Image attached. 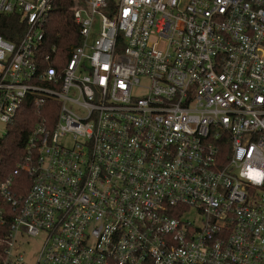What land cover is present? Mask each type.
<instances>
[{
  "label": "built area",
  "instance_id": "obj_1",
  "mask_svg": "<svg viewBox=\"0 0 264 264\" xmlns=\"http://www.w3.org/2000/svg\"><path fill=\"white\" fill-rule=\"evenodd\" d=\"M55 1L0 0L4 135L35 119L0 157V264H264V0H84L68 59Z\"/></svg>",
  "mask_w": 264,
  "mask_h": 264
},
{
  "label": "trees",
  "instance_id": "obj_2",
  "mask_svg": "<svg viewBox=\"0 0 264 264\" xmlns=\"http://www.w3.org/2000/svg\"><path fill=\"white\" fill-rule=\"evenodd\" d=\"M84 0H56L54 8L45 20L44 42L55 46L62 52V59H68L72 45L80 41L79 29L73 18L76 6L83 5ZM23 21L17 14H0V35L16 41L24 30ZM34 109L24 103L13 121L8 124L6 135L0 138V157L6 171L14 168L23 151L28 133L34 124Z\"/></svg>",
  "mask_w": 264,
  "mask_h": 264
},
{
  "label": "rangeland",
  "instance_id": "obj_3",
  "mask_svg": "<svg viewBox=\"0 0 264 264\" xmlns=\"http://www.w3.org/2000/svg\"><path fill=\"white\" fill-rule=\"evenodd\" d=\"M6 132V125L4 123L0 122V136L4 135ZM39 248V241H32L29 248L26 251V260L28 262H31L36 255V252L38 251Z\"/></svg>",
  "mask_w": 264,
  "mask_h": 264
}]
</instances>
